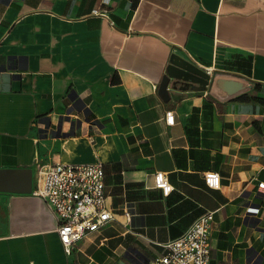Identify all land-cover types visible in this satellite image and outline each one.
I'll return each instance as SVG.
<instances>
[{
  "label": "crops",
  "instance_id": "crops-1",
  "mask_svg": "<svg viewBox=\"0 0 264 264\" xmlns=\"http://www.w3.org/2000/svg\"><path fill=\"white\" fill-rule=\"evenodd\" d=\"M173 56L205 89L171 79L161 98ZM244 94L264 100V0H0L4 188L31 172L29 192L0 191V264H148L206 210L208 264H264V102ZM58 162H101L114 213L69 253L32 194L38 164Z\"/></svg>",
  "mask_w": 264,
  "mask_h": 264
},
{
  "label": "built area",
  "instance_id": "built-area-1",
  "mask_svg": "<svg viewBox=\"0 0 264 264\" xmlns=\"http://www.w3.org/2000/svg\"><path fill=\"white\" fill-rule=\"evenodd\" d=\"M97 13V10H94ZM166 122L172 123L171 111ZM208 187H218L220 176L215 171L204 172ZM154 186L163 195L173 188L164 171L153 174ZM264 191V181L257 183ZM32 194L40 198L56 217V232L66 253L86 234L98 231L114 219L106 203L104 169L101 162L38 164ZM247 213L255 215L259 208L250 206ZM212 210L198 215L183 232L163 244L164 252L148 264H208ZM125 222L131 214L124 210Z\"/></svg>",
  "mask_w": 264,
  "mask_h": 264
},
{
  "label": "water",
  "instance_id": "water-1",
  "mask_svg": "<svg viewBox=\"0 0 264 264\" xmlns=\"http://www.w3.org/2000/svg\"><path fill=\"white\" fill-rule=\"evenodd\" d=\"M171 79L174 80L172 82L173 86H177L179 84L181 85L183 83H185V85H189V83H196V88L203 90L208 83L209 77L204 70L195 66L191 62L178 56H173L169 66L167 67V72L162 77V80L158 86V93L163 100H167L169 97L167 87ZM6 171L8 170L0 169V191L9 190L17 192H29L31 190V172L29 169L9 170L12 173H18L20 177L19 186H17L18 188L11 189L4 188L6 187V184L2 182Z\"/></svg>",
  "mask_w": 264,
  "mask_h": 264
},
{
  "label": "trees",
  "instance_id": "trees-1",
  "mask_svg": "<svg viewBox=\"0 0 264 264\" xmlns=\"http://www.w3.org/2000/svg\"><path fill=\"white\" fill-rule=\"evenodd\" d=\"M237 99L247 100V101L255 100V101L264 102V100L262 98H259V97H256V96H249V95H246V94H244L242 96H239Z\"/></svg>",
  "mask_w": 264,
  "mask_h": 264
}]
</instances>
